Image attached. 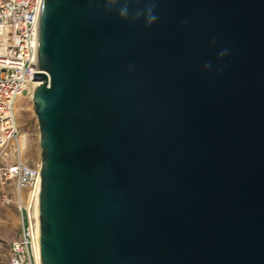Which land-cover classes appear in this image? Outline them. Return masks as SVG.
I'll return each mask as SVG.
<instances>
[{
    "label": "water",
    "instance_id": "1",
    "mask_svg": "<svg viewBox=\"0 0 264 264\" xmlns=\"http://www.w3.org/2000/svg\"><path fill=\"white\" fill-rule=\"evenodd\" d=\"M149 3L43 0L40 264H264V0Z\"/></svg>",
    "mask_w": 264,
    "mask_h": 264
},
{
    "label": "built area",
    "instance_id": "2",
    "mask_svg": "<svg viewBox=\"0 0 264 264\" xmlns=\"http://www.w3.org/2000/svg\"><path fill=\"white\" fill-rule=\"evenodd\" d=\"M43 0H0V186L16 190L17 201L2 195L3 206L14 205L18 238L9 243L7 264H37L39 225L34 215V190L40 185V164H30L19 150L15 101L28 91L37 67L38 31ZM21 190L31 191L20 200ZM39 191V186L36 189ZM38 196V195H37Z\"/></svg>",
    "mask_w": 264,
    "mask_h": 264
},
{
    "label": "rangeland",
    "instance_id": "3",
    "mask_svg": "<svg viewBox=\"0 0 264 264\" xmlns=\"http://www.w3.org/2000/svg\"><path fill=\"white\" fill-rule=\"evenodd\" d=\"M15 120L19 134L27 140V148L24 150L23 159L30 164H40L39 133L37 121L29 98H17L15 101ZM6 194L13 201L16 194L12 187L0 186V264H7L9 243L14 239L18 229V214L14 205L3 206L2 195ZM25 196V191L23 192Z\"/></svg>",
    "mask_w": 264,
    "mask_h": 264
},
{
    "label": "clouds",
    "instance_id": "4",
    "mask_svg": "<svg viewBox=\"0 0 264 264\" xmlns=\"http://www.w3.org/2000/svg\"><path fill=\"white\" fill-rule=\"evenodd\" d=\"M106 2V11L116 10L118 16L122 20H126L130 16V9H129V2L130 0H105ZM117 5H120L117 7ZM155 7H156V0H150L148 6L143 9H138L134 13H131V18L133 20H140L143 18L145 26H151L155 23L158 19L157 15L155 14ZM213 43L215 41L213 40ZM228 54V49H223L219 52L218 58H223ZM205 70H209L212 68V64L205 63L204 65Z\"/></svg>",
    "mask_w": 264,
    "mask_h": 264
},
{
    "label": "bare ground",
    "instance_id": "5",
    "mask_svg": "<svg viewBox=\"0 0 264 264\" xmlns=\"http://www.w3.org/2000/svg\"><path fill=\"white\" fill-rule=\"evenodd\" d=\"M37 85H38V83H34V82L31 81L30 86L28 88V91L22 93L21 95H19L18 98H22V99L29 98L31 100L32 92L35 89V87H37ZM14 109H15V113H16V107L15 106H14ZM18 145H19V150L21 152V156H23L24 150L27 148V140H26V137L24 135H20L19 134ZM37 185L39 186V180H38V184ZM38 186L36 187V189L38 188ZM36 189L33 192L34 197L36 196V200H35V204H34L33 211H34V215H35V217L37 219V222H38V225H39L38 196H37L38 195V192L36 191ZM13 190H14V192L16 194V197H15V200L14 201L10 198V201L12 203H15L17 201V198L18 197H17L16 190L15 189H13ZM24 191H25V196H23V192ZM30 194H31V191L28 192L27 190H21V192L19 193L20 200L22 199V201H24L25 198L29 197ZM37 264H40L39 255L37 257Z\"/></svg>",
    "mask_w": 264,
    "mask_h": 264
},
{
    "label": "crops",
    "instance_id": "6",
    "mask_svg": "<svg viewBox=\"0 0 264 264\" xmlns=\"http://www.w3.org/2000/svg\"><path fill=\"white\" fill-rule=\"evenodd\" d=\"M18 236H19V232H18V229H17V233H16V236L14 237V239L18 238Z\"/></svg>",
    "mask_w": 264,
    "mask_h": 264
}]
</instances>
